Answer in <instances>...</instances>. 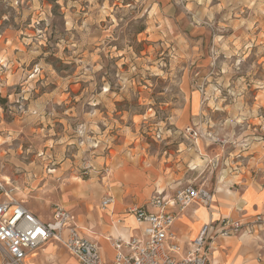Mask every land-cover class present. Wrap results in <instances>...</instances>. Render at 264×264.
Returning a JSON list of instances; mask_svg holds the SVG:
<instances>
[{"label":"rangeland","instance_id":"1","mask_svg":"<svg viewBox=\"0 0 264 264\" xmlns=\"http://www.w3.org/2000/svg\"><path fill=\"white\" fill-rule=\"evenodd\" d=\"M171 5L0 0V200L85 214V183L179 152L180 187L264 185V0Z\"/></svg>","mask_w":264,"mask_h":264},{"label":"crops","instance_id":"2","mask_svg":"<svg viewBox=\"0 0 264 264\" xmlns=\"http://www.w3.org/2000/svg\"><path fill=\"white\" fill-rule=\"evenodd\" d=\"M157 2L158 7L166 12L168 17L174 15L176 9L171 5V0ZM194 94L189 107L190 111L196 114L200 111V106L197 111L193 110ZM187 117L185 114L182 119L184 124ZM196 144L200 152L201 146L199 143ZM180 153L175 156L174 163L167 167L164 163L126 159L115 169H108L107 176L97 187L92 189L91 185L85 183V188L78 189L84 193L93 191L96 195L95 201L86 209L85 214L76 215L73 212L71 214L80 231L88 239L99 244L105 257H108L106 252L111 251L113 253L111 260L114 259L115 240H127L141 233L142 226L137 223L130 209L146 208L153 212L155 209L150 204L153 196L160 194L171 199L180 186L191 182L188 179L184 180L187 163L184 155H179ZM200 156H203L201 152ZM129 176L139 180L133 181ZM207 188L213 193L211 207L204 209L197 203L193 204L176 219L174 229L179 236L183 253L189 251L191 242L198 237L205 225L212 224L216 230L223 219L230 218L250 226L228 238L212 236L208 243L211 253L210 264H264V185L252 184L243 187L236 183L225 184L224 180H219L215 185L208 184ZM106 195L114 197L115 203L104 209L101 207V201ZM259 217L262 221H257ZM30 263L78 264L77 260L56 242L49 243L29 256L25 264Z\"/></svg>","mask_w":264,"mask_h":264},{"label":"built area","instance_id":"3","mask_svg":"<svg viewBox=\"0 0 264 264\" xmlns=\"http://www.w3.org/2000/svg\"><path fill=\"white\" fill-rule=\"evenodd\" d=\"M192 133L189 130V135L196 139L198 134ZM114 203V197L106 195L101 207L105 209ZM196 203L209 209L213 193L198 185L180 187L171 199L154 196L150 201L153 212L146 208L130 209L142 226L141 233L127 240H115L116 255L109 262L99 245L80 231L70 211L58 207L52 220L44 222L23 203L11 198L0 200V264H25L29 256L51 242L60 244L78 264H210L208 243L212 236L228 238L249 224L230 218L223 219L216 230L207 224L191 242L189 251L183 253L174 225L178 215Z\"/></svg>","mask_w":264,"mask_h":264},{"label":"bare ground","instance_id":"4","mask_svg":"<svg viewBox=\"0 0 264 264\" xmlns=\"http://www.w3.org/2000/svg\"><path fill=\"white\" fill-rule=\"evenodd\" d=\"M7 180H9L8 178H7ZM203 208V207H202ZM205 208V207H204ZM206 209V208H205ZM99 245V244H98ZM101 248V247H100Z\"/></svg>","mask_w":264,"mask_h":264},{"label":"trees","instance_id":"5","mask_svg":"<svg viewBox=\"0 0 264 264\" xmlns=\"http://www.w3.org/2000/svg\"><path fill=\"white\" fill-rule=\"evenodd\" d=\"M1 102V101H0Z\"/></svg>","mask_w":264,"mask_h":264}]
</instances>
